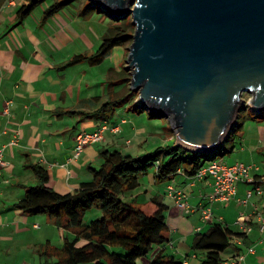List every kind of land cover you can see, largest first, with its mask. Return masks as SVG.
Returning a JSON list of instances; mask_svg holds the SVG:
<instances>
[{"label":"crops","instance_id":"1","mask_svg":"<svg viewBox=\"0 0 264 264\" xmlns=\"http://www.w3.org/2000/svg\"><path fill=\"white\" fill-rule=\"evenodd\" d=\"M17 6L16 0H4L0 8L16 9ZM117 49L122 48L114 49L115 53L110 56H116ZM51 52L44 54L36 44L22 51L18 50L15 54L0 47V149L3 159L8 162V166L2 169L0 175V253H3L5 258L0 259V264H51L39 256L40 247L44 243L61 247L65 238L70 239L73 236L71 230L55 224L46 214L26 215L13 206L23 196L25 186L36 184L35 175L29 166L33 164L42 166L48 173V187L56 192L64 194L74 191L81 182L91 179L88 167H98L101 164L100 151L110 150L109 147L112 145L108 136L133 129V127L128 128L125 118L119 119V122L115 119L109 122L108 119L83 115L98 108L100 102L107 98L109 89L106 91L100 89L94 95L91 88L95 84L103 87V82L93 84L91 80L83 79L87 74L85 66L76 71L82 76L80 80L68 79L69 71L73 68L68 69L71 65H64L70 59L65 63H59ZM107 57L109 56L105 58ZM89 64L91 69L92 64ZM120 69L121 64L106 71L105 75L107 81L110 80L111 90L117 92L119 89L122 90L123 85L119 83L117 74ZM6 104L8 112L4 113ZM123 109L133 111L129 106ZM243 110L244 112L237 116V126H233L228 134L229 139L224 142L229 148L222 153V156L226 153L231 156L223 162L227 165L234 161L255 163L261 166L264 172V162H259L253 155L254 150L246 144L251 136H256L259 140L264 137V114L261 111L258 112L259 115L254 114L257 111L251 112L246 108ZM68 111L73 113H67ZM133 113L137 115L140 112L133 111ZM246 120L250 122L247 126L243 125ZM104 121L109 127L118 128V131H104L100 141L86 145L77 158H72L75 135L82 131L95 130ZM134 128L138 131L136 134L140 135V129ZM15 132L19 133L16 144H9ZM172 138L173 134L167 137L168 140ZM124 143L129 144L130 140L126 138ZM246 148H249L248 151ZM19 165L27 167L31 174L26 177L25 173L18 172ZM14 176H18L16 183H11ZM163 180L164 188L153 192L148 201L157 199L168 206L165 212L167 241L155 245L146 256L137 259V264H149L157 253L172 255L175 258L177 256L183 264H198V253L187 251L189 247L191 248V237L197 232V228L204 229L209 223L201 221L198 208L206 203L204 197L211 192L212 181L209 178L193 181L181 170ZM163 180L158 181L154 177L155 183ZM26 181L28 183H25ZM169 184L185 193L187 203L192 208L191 212L184 213L175 206L167 192ZM247 187L243 182L238 183L234 199L212 203L211 221H221L223 225L237 231L234 221L239 212L249 213L251 209L249 205L244 206L236 201V198L244 196ZM253 200L258 204L261 203L258 197H254ZM143 202L146 201L141 203ZM260 234L254 226L249 234L233 238L231 246L220 254L222 261L227 262L237 254L244 253V264H264V236ZM79 242L83 243V241ZM250 246L254 249L253 253H247V248ZM14 252L16 254L23 252V255L17 256L16 261H13L11 258ZM188 254H191L192 259ZM33 255L38 257L36 262Z\"/></svg>","mask_w":264,"mask_h":264},{"label":"water","instance_id":"2","mask_svg":"<svg viewBox=\"0 0 264 264\" xmlns=\"http://www.w3.org/2000/svg\"><path fill=\"white\" fill-rule=\"evenodd\" d=\"M89 1L130 16L128 88L169 122L176 144L216 150L244 102L264 111V0Z\"/></svg>","mask_w":264,"mask_h":264},{"label":"trees","instance_id":"3","mask_svg":"<svg viewBox=\"0 0 264 264\" xmlns=\"http://www.w3.org/2000/svg\"><path fill=\"white\" fill-rule=\"evenodd\" d=\"M26 1L28 3L22 4L16 11L19 19L24 18L40 0ZM59 4L60 1L51 4L44 14H53ZM131 25L133 24L127 18L111 17L99 48L91 55H74L64 66L80 61L92 65L102 62L114 49L130 43L133 33ZM128 73L124 65H121L117 74L119 83H123L122 90L117 92L109 89L107 98L100 102L99 107L83 115L108 119L115 108L120 106H129L133 111L143 112L144 108L135 103L137 93L128 88ZM148 115L156 117L153 112H148ZM228 139L229 136L225 141ZM226 150L224 144L216 150L197 153L205 158H212ZM191 152L176 143L167 148L157 147L154 151L134 157L116 149H103L100 151L101 164L98 167H88L91 179L81 182L74 191L64 194L48 187L47 171L42 166L33 164L29 168L35 175L36 184L25 186L23 196L13 206L26 215L46 214L55 224L73 232L70 239H64L61 247L48 243L40 247L39 256L45 261L55 258L56 261L52 264H137V259L146 256L155 245L167 241L165 212L168 206L157 199L135 204L122 199V195L138 186V177L145 174L150 166L155 168L154 177L158 181L171 177L178 170L192 176L202 163ZM91 207H96L102 214L84 222V214ZM235 237H242V234L220 222L210 221L204 229L191 237V248L203 251L198 264H219L222 261L220 254L231 246ZM149 264L183 262L172 255L157 253Z\"/></svg>","mask_w":264,"mask_h":264},{"label":"rangeland","instance_id":"4","mask_svg":"<svg viewBox=\"0 0 264 264\" xmlns=\"http://www.w3.org/2000/svg\"><path fill=\"white\" fill-rule=\"evenodd\" d=\"M56 1H60L61 4H59V7L53 14L46 16L44 14L45 9ZM16 2L18 3L16 9L7 7L0 8L1 49L10 50L15 54L18 50L22 51L24 48L32 47L36 44L39 50L42 52L44 51V54H48L46 52L52 51L51 54L54 55V58L59 63H65L66 60L71 59V57L77 54L91 55L99 48L102 35L109 21H111V17H114L107 15L104 9L93 4L89 0H40L36 6L30 9L29 13L24 18L19 19L16 13L17 9L22 4L28 2L26 0H16ZM1 3H4V0H0V5ZM114 18H127L131 21L129 15L126 17L119 16ZM131 26L134 28L133 25ZM129 45L130 43L127 42L123 45L124 47H121L122 49H117L116 56H109L102 62L91 65V69H89L90 64L86 61L74 63L68 67V69L73 68L69 71L70 74L68 75V79L80 80L82 76L76 73V71L85 66L87 74L83 79L91 80L93 84L103 82V87L102 85L95 84L91 88L94 95H96L100 89L103 91L111 89L110 80L108 82L105 76L106 71L120 64L126 66L125 59L127 57ZM48 48L51 49L48 50ZM112 53L114 54L115 51ZM242 97L247 100L249 94L244 93ZM123 107L128 106L115 108L113 114L108 118V121L111 122L115 119L119 122V119L125 118L128 123V128L133 127V129L132 131L124 130L122 134L109 135L110 145H112L109 147L110 150L116 149L134 157L154 151L157 147L167 148L176 143L175 134L166 119L150 117L147 110L136 115L133 111L125 110ZM241 107L242 109L239 110L240 114L244 112V108L253 112L250 107L246 105V102H244ZM261 112L264 114V111ZM254 114L259 115L260 113L256 112ZM248 124H250V122L246 120L243 125L247 126ZM134 127L140 129V135L136 134L138 131L135 130ZM171 134H173V138L168 140L167 137ZM126 138L130 140L129 144L124 143V139ZM236 140L238 141V138H236ZM246 144L249 145L250 149L254 150L253 155L257 160L259 162H264V137L259 140L256 136H251L250 139H247ZM226 148L229 147L227 146ZM249 148H246V150L248 151ZM191 155L197 158L201 163H207L208 161L205 160L202 154L197 152L192 151ZM229 156H231V154L226 153L223 156L222 154H218L214 159H221L224 161V159H229ZM185 165H187L186 162ZM18 169V172H21V174L25 173L26 177L28 174H31V171L29 169L27 170V167L19 165ZM16 177L18 176H14L11 179V183H16ZM25 183L28 182L26 181ZM138 183L136 188L126 191L122 195V199L139 204L142 201H148L153 192L157 191L159 188L163 189L165 185L164 180L155 183L153 166L148 167L146 173L138 177ZM28 185L35 186V184ZM101 214L99 209L91 207L85 212L83 220L87 221L89 219H94ZM39 223L40 222H38V225H40ZM190 251L192 252L194 250L189 247L187 252L189 253ZM195 252L198 253V260L200 261L203 256V251L196 250ZM22 255L23 252L17 254L14 252L11 259L16 261V257ZM188 255V257L191 258V254ZM33 257L36 262L38 257L36 255H33ZM176 258L178 257L176 256ZM0 259H5L3 253H0ZM55 261V258H51L49 262L52 264L53 262L55 263Z\"/></svg>","mask_w":264,"mask_h":264},{"label":"built area","instance_id":"5","mask_svg":"<svg viewBox=\"0 0 264 264\" xmlns=\"http://www.w3.org/2000/svg\"><path fill=\"white\" fill-rule=\"evenodd\" d=\"M4 113L8 112V105L4 106ZM118 128L109 127L106 121L98 126L95 130L90 132H79L75 135V146L73 147L72 158H77L80 152L86 145L98 142L102 139L103 132L110 130L116 132ZM14 137L9 144H16L18 132H15ZM207 163H203L196 172L190 176L191 180H200L209 178L212 190L204 197L206 203L199 206L200 218L203 223H208L212 220L211 204L220 201L228 202L234 199L237 193V184L245 183L248 187L245 190L243 197L236 198V201L244 206L249 205L251 208L249 213L244 211L239 212L234 221V225L239 233L242 235L249 234L254 226L264 236V172L261 166L255 163H244L241 161H234L231 164H226L221 159L209 158ZM8 166V162L3 159L2 149H0V175L2 169ZM179 172V170H178ZM168 195L173 199L174 204L184 213H189L192 208L187 203V196L181 190L176 189L172 184L167 185ZM258 197L261 201L258 204L253 200ZM221 222V221H219ZM36 227V225H35ZM197 228L196 231H199ZM253 247L247 248V253H253ZM244 253L237 254L227 262L221 261L219 264H244ZM47 264V263H44Z\"/></svg>","mask_w":264,"mask_h":264}]
</instances>
